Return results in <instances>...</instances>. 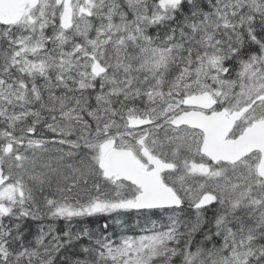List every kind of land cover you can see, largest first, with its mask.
Returning <instances> with one entry per match:
<instances>
[{
	"label": "snow or ice",
	"instance_id": "1",
	"mask_svg": "<svg viewBox=\"0 0 264 264\" xmlns=\"http://www.w3.org/2000/svg\"><path fill=\"white\" fill-rule=\"evenodd\" d=\"M0 264H264V0H0Z\"/></svg>",
	"mask_w": 264,
	"mask_h": 264
}]
</instances>
